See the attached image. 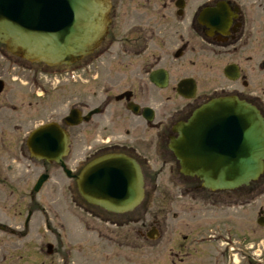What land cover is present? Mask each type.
Wrapping results in <instances>:
<instances>
[{"label":"flooded vegetation","instance_id":"obj_1","mask_svg":"<svg viewBox=\"0 0 264 264\" xmlns=\"http://www.w3.org/2000/svg\"><path fill=\"white\" fill-rule=\"evenodd\" d=\"M105 2L106 34L91 54L66 68L79 72V95L58 123L71 145L76 137L78 142L95 138L102 147L85 146L89 153L80 157L70 154V145L59 161L39 158L27 139L43 124L37 121L40 103L47 101L49 109L56 80L46 70L16 64L5 67L6 72L15 68L12 73H0V251L13 252L8 259L2 256V264L30 262L32 252L38 263L41 253L52 257L62 248L57 239L67 217L57 212L56 195L65 189L72 193L74 177L88 159L105 153L133 158L147 200L150 172L178 167L168 143L176 135L174 126L197 107L212 98L235 97L254 107L264 123V0ZM72 110L81 119L77 125L65 119ZM260 199L254 208L258 232L264 229ZM227 224L219 237L210 234L207 221L195 233L166 240L171 259L163 264H264L263 236L248 242L245 227L232 230Z\"/></svg>","mask_w":264,"mask_h":264},{"label":"water","instance_id":"obj_2","mask_svg":"<svg viewBox=\"0 0 264 264\" xmlns=\"http://www.w3.org/2000/svg\"><path fill=\"white\" fill-rule=\"evenodd\" d=\"M107 10L105 0H0V43L29 62L69 65L98 46L106 32ZM66 120L80 121L74 110ZM174 130L177 136L170 139L169 149L180 172L198 178L204 188L231 190L262 172L263 120L236 98L211 99ZM68 144L67 134L53 122L28 138L30 150L38 149L39 158L48 160L59 161ZM76 185L87 203L115 213L131 211L143 197L141 171L122 154L89 161L76 176ZM156 234L153 230L147 236L154 239Z\"/></svg>","mask_w":264,"mask_h":264},{"label":"rangeland","instance_id":"obj_3","mask_svg":"<svg viewBox=\"0 0 264 264\" xmlns=\"http://www.w3.org/2000/svg\"><path fill=\"white\" fill-rule=\"evenodd\" d=\"M15 58L10 56L0 44V73H12L15 68L11 72L10 70L6 72L5 67L7 69L13 67L14 65L11 64H14L13 61L18 59ZM18 60L20 63L17 61L16 63L20 67L37 69L38 72L46 68L42 65L21 61V59ZM8 77H11V74ZM76 79L75 82L54 80L56 87L54 100L50 102L49 109L47 101L40 103V115L37 120L39 123L49 121L60 123L62 117L67 114L70 104L75 101V95H79L77 85L80 83V78L76 77ZM65 90L72 95L73 99L70 103H68L70 96ZM79 127L81 128L82 125ZM75 130L77 131L76 128ZM73 141L72 148L74 149L70 154L80 157H83V153L84 155L89 153L85 146L92 147L93 151L104 145L95 138L86 139L85 142L82 139L79 141L80 144L77 137ZM169 167V170L164 167L162 170L150 172L151 179L147 185V205H142L141 208L137 209V214L126 218L112 217L99 208L84 203L75 186L72 188V193L68 189L59 192L56 195L57 212H61L67 217V221L64 222V232L57 239L62 248H56V253L52 257L41 253L40 257L45 260L41 258L42 260L39 259L38 263L34 262L37 259L36 252H32L29 256L30 262L13 263L12 261L7 264H42L39 263L40 261L45 262L44 264L170 263L171 258L168 254L171 246L166 240L173 239L175 241V236L180 233L186 234L191 231L195 233V229L203 227V223L207 221H210V234H214L215 237L224 233L223 226L224 222L227 221V228L232 230L245 227L248 242L263 236L262 244H264V229L258 232L255 225L254 209L257 202L261 200L260 198H264V174L256 183L251 185V188L215 194L202 189L198 182L191 178L183 177L175 166ZM257 198L258 200L255 201ZM63 207L69 208L66 210ZM135 215L139 217H132ZM96 217H99L101 221ZM107 220H111L110 223H107ZM112 222H117L119 225H112ZM153 225H156L157 229L163 232L162 237L159 235L155 240H149L144 233L143 237L139 235V232H149ZM100 228L101 232L99 231ZM203 235L200 234V236ZM9 252L13 254L12 250ZM9 252L0 251V260L3 255L7 256ZM8 258L9 256L6 257V259ZM193 260L188 259V261Z\"/></svg>","mask_w":264,"mask_h":264}]
</instances>
